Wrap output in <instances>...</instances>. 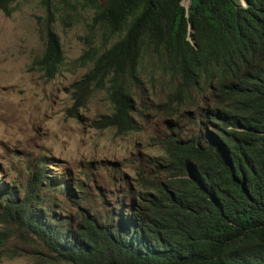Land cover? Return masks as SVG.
Returning a JSON list of instances; mask_svg holds the SVG:
<instances>
[{"label":"trees","instance_id":"1","mask_svg":"<svg viewBox=\"0 0 264 264\" xmlns=\"http://www.w3.org/2000/svg\"><path fill=\"white\" fill-rule=\"evenodd\" d=\"M18 1L0 0V11ZM182 2L42 1L34 65L45 79L65 62L58 21L69 27L88 9L102 36L77 60L91 67L72 112L104 91L113 112L94 127L124 136L140 130L137 102L163 89L165 106L193 109L191 129L170 122L152 139L162 154L133 178L113 175L115 191L88 193L49 176L46 159L31 164L24 183L0 184L1 246L32 238L50 264H264V0H194L189 17Z\"/></svg>","mask_w":264,"mask_h":264},{"label":"rangeland","instance_id":"2","mask_svg":"<svg viewBox=\"0 0 264 264\" xmlns=\"http://www.w3.org/2000/svg\"><path fill=\"white\" fill-rule=\"evenodd\" d=\"M42 1L20 0L12 5L10 16L0 11V184L24 183L29 166L46 159L52 164L47 170L51 177L82 181L88 193H94V186L115 191L113 175L133 178L142 163L147 166L152 157L160 156L152 139L170 134L171 123L183 131L191 129L193 109L165 106L163 89H157L145 106L137 102L140 131L124 136L115 129L94 127V121L113 112L104 91L93 93L85 108L72 112L73 85L91 67L77 60L90 47L99 46L102 36L90 27L88 9L80 8L83 16L69 27L58 21L65 64L55 79L47 81L34 65L45 44ZM123 183L127 185L125 179ZM92 201L101 202L96 194ZM4 229L0 222V232ZM0 264L50 263L34 239L14 235L0 245Z\"/></svg>","mask_w":264,"mask_h":264},{"label":"clouds","instance_id":"3","mask_svg":"<svg viewBox=\"0 0 264 264\" xmlns=\"http://www.w3.org/2000/svg\"><path fill=\"white\" fill-rule=\"evenodd\" d=\"M193 1H194V0H193ZM240 2L242 3L243 6H247V5H248V0H247V3L245 2V0H240ZM182 4H183V2H182ZM192 4H193V2H192ZM192 4H191V6H192ZM183 6L185 7L184 4H183ZM185 8H186V7H185ZM190 11H191V8H190ZM186 12H187V9H186ZM189 14H190V12H189ZM189 14L186 13V16L189 17ZM192 30H193V29H192V27L190 26V27H189L190 34H189L188 40H189V41L191 42V44L197 49L198 46H197V44H196V40L194 39V37H193V35H192V33H191ZM191 38L194 39L195 43H193V42L191 41ZM61 43H62V42H61ZM62 46H63V45H62ZM64 64H65V62H64ZM63 66H64V65H63ZM63 66H62V67H63ZM61 70H62V68H61ZM60 73H61V72H60ZM57 76H58V75H57ZM57 76H56V77H57ZM46 80H47V79H46ZM47 81H49V80H47ZM50 81H51V80H50ZM74 84H75V83H74ZM74 91H75V88H74ZM109 102H110V101H109ZM183 106H187V105H183ZM137 110H138V108H137ZM137 110H136V111H137ZM136 111H135V113H136ZM135 113H134V118H135ZM135 120H136V119H135ZM136 121H137V120H136ZM137 123H138V122H137ZM138 124H139V123H138ZM139 129H140V125H139ZM139 131H140V130H139ZM139 131H138V132H139Z\"/></svg>","mask_w":264,"mask_h":264},{"label":"water","instance_id":"4","mask_svg":"<svg viewBox=\"0 0 264 264\" xmlns=\"http://www.w3.org/2000/svg\"><path fill=\"white\" fill-rule=\"evenodd\" d=\"M193 0H183V4L185 5L186 9H187V13L189 14L190 12V8H191V4H192ZM245 2L247 3V0H245ZM191 41L193 43H195L194 39L191 38Z\"/></svg>","mask_w":264,"mask_h":264}]
</instances>
